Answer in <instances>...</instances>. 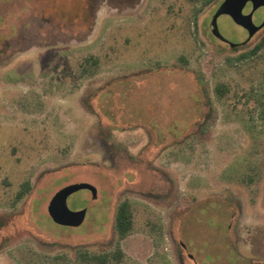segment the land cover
Wrapping results in <instances>:
<instances>
[{"label": "rangeland", "instance_id": "374dc122", "mask_svg": "<svg viewBox=\"0 0 264 264\" xmlns=\"http://www.w3.org/2000/svg\"><path fill=\"white\" fill-rule=\"evenodd\" d=\"M222 1L0 0V264H264V30L212 39Z\"/></svg>", "mask_w": 264, "mask_h": 264}, {"label": "water", "instance_id": "95a60500", "mask_svg": "<svg viewBox=\"0 0 264 264\" xmlns=\"http://www.w3.org/2000/svg\"><path fill=\"white\" fill-rule=\"evenodd\" d=\"M248 2L252 4L251 12L245 8ZM260 7H264V0H224L211 20L213 36L221 41L229 43L231 48L237 45L228 42L222 37L217 28V18L221 15H228L236 25L241 26L247 31L246 40H250L264 27V13H262V11L255 14L260 17L259 25H256L252 19L253 13ZM79 190H87L90 193L91 198L93 200L96 199L97 190L93 185L88 183H78L61 188L50 199L47 206L48 215L55 224L64 227H78L84 222L87 211L86 208H81L78 211H70L60 202L61 199H65L69 194Z\"/></svg>", "mask_w": 264, "mask_h": 264}, {"label": "trees", "instance_id": "16d2710c", "mask_svg": "<svg viewBox=\"0 0 264 264\" xmlns=\"http://www.w3.org/2000/svg\"><path fill=\"white\" fill-rule=\"evenodd\" d=\"M264 48V35L261 37L260 41L254 46L252 50L247 52L246 54L242 55L241 58H246L248 56H254L256 55L261 49ZM218 92L222 95V93L226 92V87L223 85H220L216 88ZM29 189L28 184L24 185L23 190H21L18 194V198H21L23 196V193L26 192ZM133 227V216L130 204L127 201L120 202L115 211L114 216V229L119 239H123L126 235L130 233ZM121 257V254L119 252H116L113 255V258L115 260H119ZM99 264H105L108 260L107 255H103L101 257L95 258Z\"/></svg>", "mask_w": 264, "mask_h": 264}, {"label": "flooded vegetation", "instance_id": "af4514ba", "mask_svg": "<svg viewBox=\"0 0 264 264\" xmlns=\"http://www.w3.org/2000/svg\"><path fill=\"white\" fill-rule=\"evenodd\" d=\"M224 1V0H223ZM222 1V2H223ZM222 2H221V4H222ZM220 4V5H221ZM219 5V6H220ZM218 6V7H219ZM246 10H248L249 12H251V8H252V4L250 3V2H248L247 3V5H246ZM218 9V8H217ZM217 9L215 10V12L217 11ZM259 11H262V13H264V7H260L258 10H256L254 13H253V17H252V19H253V21L255 22V24L256 25H259L260 24V17L259 16H257V15H255L257 12H259ZM215 12H214V14H215ZM248 12V13H249ZM226 16H228V15H226ZM230 18V17H229ZM212 19V18H211ZM231 19V18H230ZM256 20V21H255ZM241 29H242V31H243V33L246 35V38H247V31L244 29V28H242L241 26H239ZM264 30V27L262 28V29H260L250 40H245V41H243L242 43H236L237 45L235 46V47H233V48H238L239 47V45H242V46H245V45H247L258 33H260L261 31H263ZM208 34L211 36V38L213 39H216L220 44H224L225 46H228V47H230V45H229V43H227V42H225V41H221L220 39H218V38H216L215 36H213V34H212V27H211V22H210V30L208 31ZM231 48V47H230Z\"/></svg>", "mask_w": 264, "mask_h": 264}, {"label": "crops", "instance_id": "0c3cea01", "mask_svg": "<svg viewBox=\"0 0 264 264\" xmlns=\"http://www.w3.org/2000/svg\"><path fill=\"white\" fill-rule=\"evenodd\" d=\"M0 18L2 19V17L0 16Z\"/></svg>", "mask_w": 264, "mask_h": 264}]
</instances>
